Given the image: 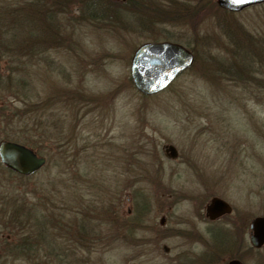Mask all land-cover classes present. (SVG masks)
Segmentation results:
<instances>
[{"label": "rangeland", "instance_id": "374dc122", "mask_svg": "<svg viewBox=\"0 0 264 264\" xmlns=\"http://www.w3.org/2000/svg\"><path fill=\"white\" fill-rule=\"evenodd\" d=\"M210 1L139 0L152 15L118 16L113 24L120 31L86 17L70 22L74 27L60 20L65 36H57L59 42L51 36L55 43L29 59L1 44L11 37L10 27L0 37V77L30 78L36 92L27 103L55 113L59 123L58 142L40 144L42 170L18 178L0 168V264H181L186 254L198 253L183 237L158 241L151 232L127 234L123 223L158 226L164 217L167 228L194 223L202 230L196 223L200 203L211 197L232 207L225 220L249 224L264 216V3L228 12L215 0L218 10H209ZM6 3L0 0V11ZM157 4L163 15L153 18ZM163 41L186 45L194 62L164 92L141 96L130 80L131 55L143 43ZM10 88L0 85L1 115L21 111ZM164 146H173L178 158L166 159ZM134 165L139 174L122 179V167ZM135 187L149 207L137 219L126 216L132 204L125 203ZM83 221L90 227L86 233L102 226L111 240L101 244L100 237L59 262L57 244L61 248ZM20 233L33 246L28 259L8 253Z\"/></svg>", "mask_w": 264, "mask_h": 264}, {"label": "trees", "instance_id": "16d2710c", "mask_svg": "<svg viewBox=\"0 0 264 264\" xmlns=\"http://www.w3.org/2000/svg\"><path fill=\"white\" fill-rule=\"evenodd\" d=\"M4 1H6L7 3L5 4L6 6L3 8V10L0 11V15H1L0 37L3 34L5 35L6 32H9L8 27L11 28L10 32H12V34H10L11 37H7L6 39L3 38L4 41L1 44L6 45L7 43H9L10 46H8L9 47L8 51L12 52V50L15 49L16 53L26 55L24 56L26 59L33 58V56L36 53L38 55L40 49L43 48L44 46L46 47L47 44L48 45L50 43L54 44L55 40L51 36H54L57 42L60 41V37L57 36H65L60 32V28L62 27L60 24V20L61 21L63 20L65 26L68 24L70 26H73L74 24H71L70 22L74 21V19L77 20L86 17L91 22L93 21L94 23L99 22L101 26L104 25L106 27L105 29H113L119 31L122 30V28L121 29L119 28V25L116 26L115 24H113L114 21L116 22L118 21V14L120 8L119 6L121 5L106 0H4ZM211 1H210L211 7H209L208 5L209 7L208 9L212 10V7L215 6L214 10H218L216 9L217 8L216 5H214V3ZM72 6L76 7V11L74 13L70 11V9L73 8ZM124 6L130 8L131 11H134V13L137 15L133 14V16H136V18L138 15L146 16V17L152 15L148 13L149 11L148 9L143 8L142 2L139 1L135 2L132 0H127L126 5ZM160 11H163V9L160 8L157 4V8H155V12L151 11L150 13H155L152 16L153 18H155L156 14H159ZM160 13L163 15V12ZM169 14L170 12L168 11V15ZM104 15H106V17H102ZM69 29H70L69 31L72 32L74 28L69 27ZM239 30H241V28ZM7 40L9 41L7 42ZM237 44L245 46L246 42L245 41L242 42L238 40ZM183 46L186 47V45ZM247 48H248V41L245 49ZM32 52H34L35 54H33V56L30 57ZM241 60L243 63H245L246 57L242 56ZM248 66L251 67V64ZM242 67L244 68V66ZM246 68L248 67L246 66ZM248 78L249 79L251 78L250 72H248ZM29 79L25 80L23 78H17V80L16 79L14 80V79H10L8 74L5 75L4 77H0V85L3 86L5 85L6 87L10 85L11 86L10 90L12 91L15 100L23 104L21 106L22 108L19 113H16L15 111H13L12 113V111L9 109V113L7 116L0 114V130L1 131L3 130L4 131L3 134H5L0 140V142L9 141V142H15L21 144L29 148L37 156L44 157V155L41 154L40 144L48 140L49 141L53 140L52 142H58L56 141L54 135H55V129L59 128V123L58 120H56L55 113L53 112L45 113L42 109L40 110L39 108L32 106V104L27 103V100L31 102L30 97L33 96L32 93L36 92L34 91L35 90L34 84L30 82ZM23 98H25V100H23ZM25 113L27 115H30L28 121L22 118L23 114ZM38 118L39 119L43 118L41 125H39L36 122L37 120H39ZM24 120L27 122H24ZM0 168L12 176L22 178L20 176L15 175L11 171L7 170L1 164H0ZM141 199H142V201H140V207L142 211L141 214L145 215L146 212L148 211V206L145 205L144 198ZM21 212L22 211L19 212L15 211L14 214L16 215V213L19 214ZM86 228L88 227L85 221L79 222V226L77 227L76 230V236L81 237L82 235L86 234V230H85ZM34 235H30L29 237L32 238L34 237ZM18 236H20V240L14 241L16 244L15 246H13V248L9 250L8 253L9 254L18 253L19 256L28 259V257H31L30 250H32L33 246L31 245L30 248L29 246L30 244L26 243L28 242V239L26 237L24 238L23 233L18 234ZM18 236L15 235L14 237L18 238ZM57 247L58 248L60 247L59 244H57ZM55 257L58 256L55 255ZM57 260L61 263L66 261L64 258H60V257Z\"/></svg>", "mask_w": 264, "mask_h": 264}, {"label": "flooded vegetation", "instance_id": "af4514ba", "mask_svg": "<svg viewBox=\"0 0 264 264\" xmlns=\"http://www.w3.org/2000/svg\"><path fill=\"white\" fill-rule=\"evenodd\" d=\"M110 1L112 3H118L121 6H119V18L120 20H125V18L129 16H133V12L130 10V8L125 7L127 0H106ZM132 1H139V0H132ZM229 0H224L225 3H227ZM229 3V2H228ZM223 11H227L229 8L222 7ZM225 9V10H224ZM150 11V10H149ZM106 17V15L102 16ZM111 17V16H110ZM117 17V16H116ZM166 158V157H165ZM175 159H168L171 161L176 160ZM139 169L134 165L130 170L128 168L121 169L122 173V179L124 178L125 174L136 176L139 174ZM134 177L132 178V181H134ZM136 189L133 191L134 195L132 194V198L127 197L125 200V203L129 206L132 204V208L127 209L126 216L130 217L132 214L136 216L134 218L137 219V216L140 217L142 211L140 207V201H142L141 197L138 194L139 189L135 187ZM122 189L124 190V186L122 184ZM212 198H219V197H211L208 199H203V201L200 203L201 210H202V219L197 221V225H202L201 229L198 230L197 227L192 223L193 225H184V230H174V228H167L166 227V221L164 217H161L159 220L158 226H146L145 224L142 225L141 221L138 220H130L128 224L123 223L122 230L123 232L127 231V234L135 233L136 231H140L143 233H152V237L155 240L162 241L163 239L167 238H173V237H180L185 239L189 244L191 243L196 247L198 250V253L190 252L189 255L193 256L192 258L188 257L186 254V258L184 261L181 262V264H248V256H251L252 261L250 262L253 264H264V243L256 248L253 247L250 243V237L252 235V231L250 230V223L248 224V221L245 220H225L228 217H230L233 213L232 207L230 204L228 206L231 209V213L228 215H223L215 220H210L205 216V207L210 202ZM146 205V204H145ZM147 206V205H146ZM144 208V207H142ZM149 209V207H148ZM73 212V208L71 210V213ZM144 212V211H143ZM73 221H76L77 213H74ZM104 226V225H103ZM101 227H98V229L94 230L91 228L90 231H88L86 234H92V236H88L90 238L85 241V244H81L80 241L82 240L81 237L76 236V230L77 228H72L73 235L67 240V242L63 243V246L58 248V254L57 258H64V259H70L69 257H72L78 253H80L83 249V247L88 246L89 247L96 243L101 239V244H104V240H111V238L108 237L109 234L105 235L102 234L105 232V230H101ZM90 228V227H88ZM100 228V229H99ZM136 228L135 230H132ZM132 231V232H131ZM117 232H120V230H117ZM159 232H163V235H160ZM102 235V236H101ZM159 236V237H158ZM126 237V236H125ZM85 238V237H84ZM87 238V237H86ZM143 237V243H145ZM125 238L123 237L122 240ZM130 239V238H127ZM152 242V239L147 238V241ZM146 241V242H147ZM142 242H139V244H142ZM82 245V246H80ZM162 252L164 254H167L169 252V248L165 245L161 248ZM194 253V254H193ZM188 257V258H187Z\"/></svg>", "mask_w": 264, "mask_h": 264}, {"label": "water", "instance_id": "95a60500", "mask_svg": "<svg viewBox=\"0 0 264 264\" xmlns=\"http://www.w3.org/2000/svg\"><path fill=\"white\" fill-rule=\"evenodd\" d=\"M217 3L220 7L237 12L264 3V0H229L227 3L224 0H217ZM192 61V54L180 45L170 42L144 43L132 55L129 67L130 79L141 95L154 96L167 89L179 74L191 66ZM163 151L168 159L177 157V152L172 146H164ZM0 163L15 174L28 177L45 165V159L36 156L23 145L1 141ZM230 213L228 204L219 198H212L205 207V216L210 220ZM250 230L251 245L260 247L264 243V217L252 219Z\"/></svg>", "mask_w": 264, "mask_h": 264}]
</instances>
